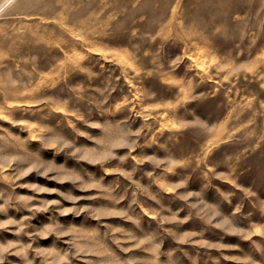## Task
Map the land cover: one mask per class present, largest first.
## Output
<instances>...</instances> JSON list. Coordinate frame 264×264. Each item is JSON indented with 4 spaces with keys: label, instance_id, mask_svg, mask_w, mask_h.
<instances>
[{
    "label": "rangeland",
    "instance_id": "374dc122",
    "mask_svg": "<svg viewBox=\"0 0 264 264\" xmlns=\"http://www.w3.org/2000/svg\"><path fill=\"white\" fill-rule=\"evenodd\" d=\"M0 264H264V0L3 7Z\"/></svg>",
    "mask_w": 264,
    "mask_h": 264
},
{
    "label": "bare ground",
    "instance_id": "6f19581e",
    "mask_svg": "<svg viewBox=\"0 0 264 264\" xmlns=\"http://www.w3.org/2000/svg\"><path fill=\"white\" fill-rule=\"evenodd\" d=\"M13 0H4L1 7H0V10L5 7L6 5H8L9 3H11Z\"/></svg>",
    "mask_w": 264,
    "mask_h": 264
}]
</instances>
